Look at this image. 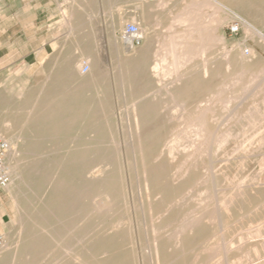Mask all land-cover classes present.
<instances>
[{
    "label": "bare ground",
    "instance_id": "1",
    "mask_svg": "<svg viewBox=\"0 0 264 264\" xmlns=\"http://www.w3.org/2000/svg\"><path fill=\"white\" fill-rule=\"evenodd\" d=\"M201 1L232 17L235 13L231 8L244 16L240 21L246 28L244 40L231 43L223 53L225 57L242 63L264 62L260 54L243 46L248 36L264 44V33L254 23L258 17L264 19V0ZM176 4L179 8L176 0H149L148 17L145 14V19L137 18L133 13L129 16L138 22L142 37L137 51L130 44V36L121 31L128 15L121 8L110 15L106 30L116 62L110 76L117 99L125 98L130 86L138 89L137 85L144 83V62L153 47H157L156 55L152 54L155 59L159 54L163 56L167 47L178 45L170 40L169 33L162 35L158 31L170 30L164 20ZM76 26L70 17L67 27L72 31ZM181 28L179 40L185 46L191 25L184 22ZM214 30L220 41L222 32L218 26ZM117 31H121L120 36H115ZM71 42L75 47L61 59V74L67 80L63 82L65 91L71 92L64 105L52 98L46 114L38 104L46 96L40 90L30 111L21 114L17 132L12 128L16 106L5 103L9 111L0 109V139L8 145L5 167L9 183L5 188L19 212L14 233L0 245V264H126L130 254L134 264H146L143 253L147 264H157L154 259L160 256L170 257L161 264H202L196 256L198 252L214 254L216 260L211 264H264L263 225L242 235L260 240L244 242L242 238L230 250L224 246L227 234L232 233L230 229L240 230L263 221L264 209L263 213L256 209L253 216L252 208H243L245 203H257L246 198L259 195L255 187L258 182L252 178L248 182L239 180L238 161H222L223 165H219L216 149L220 146L213 143L214 137L209 150L192 144L193 126L205 123L203 111L181 116L184 129L162 127L164 120L174 125V115L165 118L163 114L133 110L156 106V87L151 95H141L126 105L132 112L123 114V118L118 116L121 127L112 130L105 113L96 111L105 107L104 93L98 86L105 67L96 50L80 48L77 38ZM82 58L88 66L86 71L82 70ZM188 59L191 63L196 59L204 62L198 57ZM191 67L193 74L201 73L199 67ZM159 73L152 72L151 76ZM244 73L247 72L236 71L239 76ZM167 86L166 92L171 90ZM247 97L245 93L242 99ZM77 99L79 103H74ZM59 107L68 111L54 113ZM198 107L206 111L210 103ZM46 115L52 120L46 121ZM51 125H63L68 141L82 143H69L61 152L50 151L52 146L29 143L41 138L56 139L58 134H51ZM231 137L228 134L225 140ZM259 155L253 153L255 158ZM257 163L253 161L252 165ZM69 257L76 263L61 260Z\"/></svg>",
    "mask_w": 264,
    "mask_h": 264
},
{
    "label": "rangeland",
    "instance_id": "2",
    "mask_svg": "<svg viewBox=\"0 0 264 264\" xmlns=\"http://www.w3.org/2000/svg\"><path fill=\"white\" fill-rule=\"evenodd\" d=\"M48 1V13H46V5L42 4L39 13L35 14L30 0H0V109L1 111H9L5 103H12L13 106H16V109L14 108L15 117L12 119L14 120L12 126L14 132L19 130L23 117L21 114L30 111L29 106L34 102L38 92L43 90L46 95L42 101L40 100L41 103L40 101L38 103L41 108L44 107L46 114L49 113L46 106L50 107L54 101H52V98L61 106L65 104L66 98L71 92L69 90L65 91L67 86L63 82L67 80L61 74V59L69 49L75 47V43L71 40L77 38L80 48L96 50L101 63L105 67V76L98 82L100 91L104 93L101 95L104 96L105 107L98 108L96 111L105 113L106 118L111 121L110 128L112 130L121 127L118 116L122 117L123 114L132 112V108H127L126 105H129L141 95H151V91L156 87H159V92L155 94L157 96L156 100H154L156 106L134 107L133 110L141 113H159L163 114L165 118L174 115L176 118L174 125L168 124V121L164 120L162 127L184 129L185 126L180 124L179 121L181 116L186 117L189 113L193 116L195 113L203 111L205 123L193 126L192 144L209 150V145H211L214 137L215 141L213 143L220 146L216 149L217 161H221L219 165H223L224 162L222 161L243 162V164H239V180L248 182L252 178L251 181L258 182L255 187L259 190V195H249L246 198L257 203H245L243 208H252L254 211L250 213L253 216L256 215V209L258 212L263 213L264 150L262 152L263 156L260 157L259 155V158L253 157L252 152L259 145L264 149V112L262 114L255 113L252 110H247V107L252 103L261 106L259 99L264 96V83L253 95L255 99L250 100V93L246 99L242 98L254 86L255 78H259L263 74L264 62L256 64L231 61L223 54L227 48H230L231 43L243 42L244 40L246 28L240 24L241 17H244L242 14L229 7L235 13L232 17L214 8L212 4L201 0H176L179 3V8L176 4L171 15L164 20L169 26L166 29L170 30L166 31L165 28L164 30L160 28L158 31L162 35L169 33L171 35L170 40H174L178 45L172 48L167 47L163 56L159 54L160 57L157 56L155 59L153 55H156L154 50L157 47H153L154 50H151L146 59L147 61L144 62L146 65L145 74L141 76L144 83L137 85L138 89H134V85L133 87L130 86L126 97L117 99L115 86L112 83L113 77L110 76L113 71L111 67L116 62L113 59L108 38L109 31L106 30V25L110 21V15L121 8L128 15L121 31L124 32L128 23L137 26L138 22L129 16L133 13L132 15L135 17L145 19L149 12V0ZM70 17L71 22L77 25L72 31L67 27ZM256 20L254 23L264 33V19L258 17ZM184 22L190 24L191 29L188 31V34H190L188 41L184 42L185 46H182L179 36L182 32L181 25ZM215 26H218L222 32L220 41L215 37ZM231 26H238L239 30L232 33L230 31ZM70 31L72 34H70ZM121 31H117L115 36H120ZM141 43L135 45L136 49L134 51L141 47ZM243 46L260 54L264 61L263 43L261 44L260 41L248 36L245 38ZM188 57H198L204 62L196 59L191 63L188 61ZM210 59H213V61L209 62ZM83 63L87 64L84 58H82ZM191 65L196 69L199 67L201 73L193 74ZM236 71L247 73L239 76L236 75ZM152 72L160 73L151 76ZM129 80H133L131 76ZM165 84H168L167 88H171L170 91L166 92L164 90ZM87 94L91 95V92L88 91ZM74 95L76 96L75 93ZM228 98H230V102ZM73 101L79 103L78 99ZM209 103V110L205 111L198 107ZM239 103L240 105L237 107ZM178 105H181L182 108ZM66 111H68L66 108L59 107L54 113H64ZM182 112L186 114L180 115ZM213 112L216 115H213ZM45 117L46 121L52 120L51 116L46 115ZM60 118L57 120L59 121ZM50 130L51 134H58L56 139L43 140L41 138L29 143L39 146H52L49 149L50 151L61 152L63 146L69 143L81 142L79 140L68 141L63 125H59L57 128H52L51 125ZM228 134H231L232 137L225 140ZM112 148L116 149V146L113 145ZM45 158L51 159V157ZM201 158L203 157L201 156ZM253 161H257L259 164L252 165ZM245 176H247V179ZM18 215L19 212L12 196L5 186H0V245H4L9 236L14 233ZM261 222L264 223V220L257 222L259 225L255 223L248 228L230 229L232 233L227 234L224 246L230 250L232 246H238V240L242 238L244 242L251 239L260 240V237L246 239L242 235L247 231L264 226ZM123 228L126 231V226ZM228 242H232L234 245L230 246ZM196 256L202 264H209V262L211 264L216 260L215 255L209 252H198ZM143 258L147 264V257L144 253ZM188 258L186 257L185 262H188ZM63 259L76 263V259L72 257L61 258V260ZM134 259L132 254L128 255L126 264H134ZM169 259L170 257L165 259L160 256L155 258L154 262L161 264ZM173 262H177V259Z\"/></svg>",
    "mask_w": 264,
    "mask_h": 264
},
{
    "label": "built area",
    "instance_id": "3",
    "mask_svg": "<svg viewBox=\"0 0 264 264\" xmlns=\"http://www.w3.org/2000/svg\"><path fill=\"white\" fill-rule=\"evenodd\" d=\"M239 30L237 26H231L230 31L236 33ZM125 33L127 36H130V44L139 45L142 41V37L139 33V29L135 24L128 23L125 27ZM88 66L83 65L82 70L86 71ZM8 151V145L5 141L0 139V186H6L9 183V174L5 167V156Z\"/></svg>",
    "mask_w": 264,
    "mask_h": 264
},
{
    "label": "crops",
    "instance_id": "4",
    "mask_svg": "<svg viewBox=\"0 0 264 264\" xmlns=\"http://www.w3.org/2000/svg\"><path fill=\"white\" fill-rule=\"evenodd\" d=\"M44 1H45V3H44ZM30 4H31V7L33 8V11L35 12V14L39 13V9H40L42 4L46 5V13H48V4H49L48 0H30ZM261 63H263V62H261ZM61 68H62V65H61ZM255 80H256V82L254 83V86L246 92L248 94L250 93V100L255 99V97L253 95L257 93V90L259 89V87H261V85L264 83V72L259 78H255ZM259 100L261 101V106H260V104L258 105V104L252 103L251 105H249L247 107L248 109L247 108L246 109L250 110V111L252 110L255 113L262 114V112H264V96L261 97ZM260 128H262V126ZM238 135H239V133H238ZM263 150L264 149L259 145V146H257V148L255 150H253L252 155H253V153L257 152V153H260V155L262 157L263 156V154H262ZM239 163L243 164V162H240V161H239Z\"/></svg>",
    "mask_w": 264,
    "mask_h": 264
}]
</instances>
